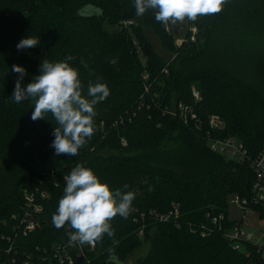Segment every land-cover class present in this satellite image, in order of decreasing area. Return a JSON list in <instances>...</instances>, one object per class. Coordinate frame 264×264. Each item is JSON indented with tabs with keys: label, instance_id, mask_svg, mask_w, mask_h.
<instances>
[{
	"label": "trees",
	"instance_id": "1",
	"mask_svg": "<svg viewBox=\"0 0 264 264\" xmlns=\"http://www.w3.org/2000/svg\"><path fill=\"white\" fill-rule=\"evenodd\" d=\"M188 23L197 27V38L176 46L155 10L137 16L134 0H0V156H9L12 169L0 187V264H58L53 247L75 230L68 223L57 229L52 214L64 194V176L77 165L92 169L113 191L135 195L127 218L110 221L114 235L105 234L77 264H128L145 245L149 249L136 264H264L257 245L243 241L239 250L225 237L234 225L228 198L252 197L256 173L250 160L236 161L210 147L211 138L234 136L251 158L264 148V51L254 59L259 78L249 82L222 57L236 33L264 25V0H226L219 13ZM146 29L162 39L172 58L155 50ZM27 36L40 44L18 50ZM68 56L82 95L90 82L110 90L94 106V134L76 157L57 156L50 147L56 127L50 113L33 121L34 101L17 104L12 98L19 77L13 65L26 69L27 87L44 59ZM174 101L176 107L191 105L198 119L171 114ZM212 113L224 119L222 130L210 127ZM37 187L47 193L36 200L40 225L17 234L12 215ZM252 208L264 218L263 203ZM150 210L169 219L154 218Z\"/></svg>",
	"mask_w": 264,
	"mask_h": 264
},
{
	"label": "clouds",
	"instance_id": "2",
	"mask_svg": "<svg viewBox=\"0 0 264 264\" xmlns=\"http://www.w3.org/2000/svg\"><path fill=\"white\" fill-rule=\"evenodd\" d=\"M225 3L226 0H134V7L137 16H143L147 10H155V19L167 26L169 22L195 21L199 16L219 13ZM39 44L38 39L27 36L20 40L17 49L26 50ZM72 59V56L62 62L44 59L40 74L27 87L22 83L27 75L26 69L20 65L11 68V71L19 73L12 95L14 101L19 104L32 99L35 106L31 116L33 121L48 119L49 113L55 121L52 133L55 138L50 147L57 156L79 155V150L95 131L94 106L110 95L108 85L99 82L94 85L90 82L87 95H82L79 72L68 63ZM81 63L87 67L84 61ZM64 181L66 187L56 212L52 214V224L57 229L70 224L75 230L70 237L71 242L95 246L105 234L109 237L114 235L110 224L114 217L127 218L133 210L134 193L119 189L113 191L92 169L83 165L74 167L70 174L64 176ZM110 259L115 257L110 256Z\"/></svg>",
	"mask_w": 264,
	"mask_h": 264
},
{
	"label": "built area",
	"instance_id": "3",
	"mask_svg": "<svg viewBox=\"0 0 264 264\" xmlns=\"http://www.w3.org/2000/svg\"><path fill=\"white\" fill-rule=\"evenodd\" d=\"M172 23L169 22L167 25V29H171L170 25ZM192 30L197 31V27H193ZM179 44V43H178ZM167 71V70H166ZM193 96L196 100L201 98V92L194 89ZM172 109V108H171ZM171 109H167L171 114H179L185 120L188 119L197 120V113L194 111V108L191 105L180 102V104L176 107L174 111ZM167 111V112H168ZM209 125L212 129L222 130L224 127V119L220 117L217 113H212L209 116ZM210 147L214 151L222 153V155H226L229 158L235 159L236 161H247L250 160V168L252 171L256 173V179L253 183V195L250 198L247 197H239L235 196V201L239 203L241 208L244 210L245 214L253 215L256 211L252 208L254 205L259 203L264 204V148L252 158L248 154L247 146L244 143L236 139L234 136L221 138H211ZM37 189V188H36ZM32 190L31 192L25 193V204L22 207L21 212L18 214H13L12 218L15 220V230L17 234L22 233L23 235H27L35 230L40 224L34 219V214L42 211V205L38 203L36 200L40 196L43 198L47 197V193L42 190ZM149 213L154 216V218L161 219H169L168 214H159L154 212V210H150ZM178 213L176 209L171 214ZM145 216V212L143 215ZM221 218L224 216L220 215ZM246 215L241 218V220L235 219L234 225L232 228L228 229L227 233H225V237L230 240L231 244L234 245V248L242 250L244 249L243 241H249L258 246V251L260 252L261 257L264 260V230H261L256 236L246 228V225L249 224V220H246ZM219 218H214V222L219 221ZM73 232H70L68 238L63 240L60 244H57L53 247V257L58 261V264H77L76 260L82 257H87L89 251L95 249V246H91L88 244L81 245L78 241L71 242L70 237ZM140 234L143 235V231L140 229ZM3 239L9 237L3 236ZM12 248L8 247L7 250L10 251ZM25 264H31L28 260L25 261Z\"/></svg>",
	"mask_w": 264,
	"mask_h": 264
},
{
	"label": "rangeland",
	"instance_id": "4",
	"mask_svg": "<svg viewBox=\"0 0 264 264\" xmlns=\"http://www.w3.org/2000/svg\"><path fill=\"white\" fill-rule=\"evenodd\" d=\"M170 27L175 37L174 42L176 46L183 44L189 39L191 41L197 38L196 32L192 30V28L196 26L194 24L190 26V23H188L187 19H185L183 22L178 21L175 24L172 23ZM252 29L255 31L247 29L245 33H236L232 37V39L230 38L229 42H227L228 44L226 46L228 48H226L224 54L222 53V57L226 60L227 63L230 64L229 66L231 67L232 72L243 77L248 82L255 81L257 80V78H259L254 70V59L259 53L261 54L264 51V25L260 28L257 27ZM146 32L148 38L151 39L150 41L155 50L159 52L163 58L165 57L170 59L174 56L172 52L162 47V39L159 38V36L153 30L146 29ZM140 56L142 61L146 62V56L143 53L140 54ZM176 104L177 102L174 101L173 105L171 106L172 111L176 109ZM8 157L9 156H6V154L0 156V185H2L0 187H3V182H5L4 179L8 178L6 176L7 171L9 170L8 172H10L12 170L11 166H9L6 161ZM16 179L17 177L13 179L11 183L16 182ZM36 190L41 191L42 189L37 187ZM233 195L234 194L230 195L228 198V211L230 219L241 220V218L246 215V220H249V224L246 225V228L249 231H252V233L256 236V234H258L261 230H264V218H262V216L259 215L258 212H255L252 216L249 214H245L239 203L235 201L236 198ZM147 249H149V247L145 245L144 248H140L139 250H137L131 256L130 261H127L128 264H136L137 260L140 257L145 256V254L147 253Z\"/></svg>",
	"mask_w": 264,
	"mask_h": 264
}]
</instances>
